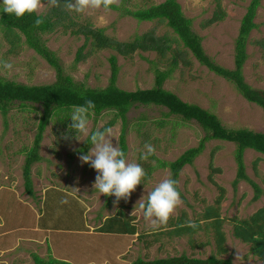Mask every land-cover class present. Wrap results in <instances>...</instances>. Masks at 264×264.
I'll list each match as a JSON object with an SVG mask.
<instances>
[{"label": "rangeland", "instance_id": "1", "mask_svg": "<svg viewBox=\"0 0 264 264\" xmlns=\"http://www.w3.org/2000/svg\"><path fill=\"white\" fill-rule=\"evenodd\" d=\"M163 0H131L124 5L135 9ZM184 15L192 20L193 31L201 36V45L207 56L217 64L234 68L235 38L240 20L250 0H220L224 17L207 24L218 9L213 0H177ZM3 0H0L2 6ZM47 0L40 14L50 11ZM79 23L89 22L92 27L103 28L106 35L119 41H131L134 36L153 32L155 36H175L164 23L138 21L118 10H94L84 14L69 12ZM67 22V21H66ZM254 22L246 45L248 57L243 65L245 81L254 89L264 90V49L256 41L264 39V0L256 9ZM47 46L57 55L64 74L77 83L102 88L108 85L111 54L117 56L119 72L116 84L125 90L145 89L154 86L155 71L171 66L172 51L160 56L155 51L136 50L123 56L111 49L89 51L83 49L84 59L76 61V52L83 44L82 35H72L60 27L43 35ZM171 47H180L170 41ZM12 50L0 27V60L13 64L11 71L0 67V75L9 80L28 85L49 84L55 81V71L32 49L23 43ZM182 49V48H181ZM183 50V49H182ZM162 86L182 100L194 103L217 115L228 128H247L264 133V111L248 102L235 86L222 76L216 75L199 63L190 53H182ZM39 105H13L7 115L0 113V264H34L32 253L48 260L56 258L72 264H130L138 257L176 256L181 253L195 257H207L216 251L213 227L206 225L201 216L205 207L214 205L219 195L217 186L224 189L220 203L223 217L221 229L227 248L221 257L230 256L235 264H264L250 251V245L232 234V218L244 219L264 204V197L254 201V191L247 181H239L233 188L236 173L235 144L218 139L205 141L203 151L179 172L177 187L182 203L166 225L151 229L143 219L139 201L162 179L169 178L168 167H160L162 161H172L183 151L198 145L206 132L194 120L183 121L175 115H166L160 106L136 105L126 114L125 158L139 163L148 178L143 179L128 200L114 203L112 196L101 195L93 187L97 175L88 164L81 165L79 148L84 141L66 140L67 127L55 120L49 121L39 145L41 160L33 163L31 176L34 195L24 191L22 165L25 151L34 139L40 117ZM113 117L105 111L89 117L90 132L101 128ZM162 121V124L159 125ZM113 129V143H118L122 121L118 118ZM145 143L152 144L156 153L148 161L140 159ZM91 147V146H90ZM87 148L86 153L89 151ZM73 149H76L74 151ZM213 152L212 162L210 154ZM258 160L256 171L253 162ZM245 171L259 186L264 188V155L252 149L244 151ZM211 164V166H210ZM217 167L221 172H213ZM211 175L212 181L209 176ZM66 201V202H62ZM123 209L135 225L133 234L101 233L97 231L102 221ZM199 220L195 233L177 235L171 231L182 220ZM192 238V243L189 239ZM208 242L207 244L205 242ZM205 243L204 245H198ZM192 245H195L193 248Z\"/></svg>", "mask_w": 264, "mask_h": 264}, {"label": "trees", "instance_id": "2", "mask_svg": "<svg viewBox=\"0 0 264 264\" xmlns=\"http://www.w3.org/2000/svg\"><path fill=\"white\" fill-rule=\"evenodd\" d=\"M130 1L120 0L119 6L113 5L110 9L118 10L121 14L132 16L138 21L157 20L158 22H162L169 27L175 36L168 38L166 35L155 36L153 32H145L134 36L131 41H119L114 37L106 35L103 28L92 27L89 22L79 23L74 20V17L69 12L64 11L62 7H51L49 12L41 14L45 22L40 27H34L33 22L37 18L36 13L25 14L24 17L18 19L14 15L9 16L8 13L3 12L2 6H0V27L4 30V34L11 44L12 50L18 47L23 39L25 46L42 57L54 69L56 76L55 81L49 84L28 85L5 79L0 75V113L2 115H7L10 108L16 104L18 106L35 104L41 107L37 130L31 146L25 151L22 165L24 191L30 196L34 195L31 167L33 163L41 160L39 145L49 121L55 120L61 127L69 129L68 126L72 123L70 114L73 106L84 105L86 100H92L96 107L94 110H90L89 117L94 115L96 119L98 115L105 111L113 112V117L101 129L110 128L118 118L122 121L118 145L124 150L125 155L127 154L126 114L133 106H160L167 109L166 115L178 116L183 121H196L206 132L198 145L186 149L172 161H162L159 164L160 167L169 168V178L177 181L182 167L186 164H192L194 158L203 151L205 141L218 139L235 144L234 161L236 163V173L232 181L233 188L237 186L239 181H247L254 191L252 200L256 201L262 196L264 197V188L247 175L244 163L245 149H252L264 155V133L247 128L225 127L214 113L197 104L182 100L177 94L162 86L163 81L170 75L173 67L177 64L180 55L182 53H190L210 71L230 81L248 102L258 105L264 111V90L252 88L245 81L242 70L248 57L246 45L250 31L257 27L254 17L256 9L260 5V0H250L240 20L238 35L235 38L233 69L217 64L205 54L201 45V36L193 31L192 20L184 15L181 4L177 0H163L156 4L135 9H130L124 5ZM213 1L216 3L218 11L214 12L213 17L207 21V24L220 21L224 17V12L220 7V0ZM63 2L64 0H61L62 4ZM60 27L65 32L69 31L72 35L76 36L82 35L84 38L83 44L76 52V61L84 59L85 55L82 54V51L88 46L89 51L111 49L123 56H127L138 49L155 51L160 56H164L166 52L172 51L171 66L167 70L156 69L154 86L145 89L138 88L132 91L125 90L116 84L119 66L117 64V56L111 54L108 57L110 63L108 85L102 88L88 87L83 83L75 82L71 76L64 74L57 55L49 49L43 39V35L50 34ZM170 41L176 42L183 50L179 46L172 48ZM256 43L264 49L263 38L257 40ZM161 124L162 121L159 125ZM69 132L70 130H68ZM90 146V143L84 141L79 150L86 153L87 148ZM212 157L213 152L210 154V163L212 162ZM257 163L258 160L253 162L254 171H256ZM148 170L151 171L150 166H148ZM212 171L219 173L221 169L214 167ZM148 172H146L144 179L148 178ZM209 179L212 181L211 175ZM217 188L219 195L215 198L214 205L205 207L201 216L202 220L209 221L206 225L213 227V236L216 244V251L214 253L204 258L185 253L152 259L138 257L130 264H235L230 256H220L227 252V248L224 246L225 235L221 229L223 217L220 214V203L224 196V189L221 186H217ZM111 197H106V203H109ZM180 220L182 219L180 218ZM182 221H184L182 224L181 222L174 224L175 228L171 231L172 233L180 235L185 232L191 237V234L200 228L199 220L195 221L196 228L184 226L186 221ZM232 221L234 223L232 228L233 236L243 243L249 244L251 253L264 263V204L247 218H232ZM97 231L101 233L133 234L136 228L123 209H120L114 215L105 218L100 226L97 227ZM189 241L192 243V238ZM205 243L207 244L208 242L206 241ZM205 243L198 245L202 246ZM192 247L194 248L195 245H192ZM31 255L35 264H72L56 258L45 260L34 253Z\"/></svg>", "mask_w": 264, "mask_h": 264}, {"label": "clouds", "instance_id": "3", "mask_svg": "<svg viewBox=\"0 0 264 264\" xmlns=\"http://www.w3.org/2000/svg\"><path fill=\"white\" fill-rule=\"evenodd\" d=\"M44 0H3L2 11L22 18L25 14L36 13L37 18L33 22L34 27H40L45 21L40 14ZM49 7L61 8L67 12L84 14L89 11L103 9L110 10L113 5L119 6L120 0H47ZM0 67L11 71L13 64L0 60ZM96 107L92 100H86L84 105H74L70 114L72 123L69 130L74 131V136L64 135L66 140L86 141L91 147L87 153L78 152V159L83 166L88 164L95 169L93 187L101 195L114 196V203L120 200H128L137 186L146 176L145 169L136 162H129L125 158V152L118 143H113V129L99 128L90 132L89 114ZM76 151V149H73ZM156 149L150 143H145L144 151L140 159L148 161L150 156L155 155ZM178 182L171 178L162 179L151 191L138 202L143 219L151 229L166 225L181 205L182 198L177 188ZM66 202V201H62ZM184 226L196 228L194 221L188 220Z\"/></svg>", "mask_w": 264, "mask_h": 264}, {"label": "crops", "instance_id": "4", "mask_svg": "<svg viewBox=\"0 0 264 264\" xmlns=\"http://www.w3.org/2000/svg\"><path fill=\"white\" fill-rule=\"evenodd\" d=\"M34 264H35V262H34Z\"/></svg>", "mask_w": 264, "mask_h": 264}]
</instances>
